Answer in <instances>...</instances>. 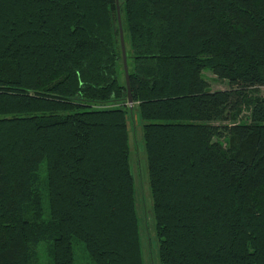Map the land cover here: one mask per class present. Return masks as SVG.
I'll return each mask as SVG.
<instances>
[{
	"label": "trees",
	"instance_id": "1",
	"mask_svg": "<svg viewBox=\"0 0 264 264\" xmlns=\"http://www.w3.org/2000/svg\"><path fill=\"white\" fill-rule=\"evenodd\" d=\"M117 5L130 109L115 0H0V264H143L132 118L159 264H264V0Z\"/></svg>",
	"mask_w": 264,
	"mask_h": 264
},
{
	"label": "rangeland",
	"instance_id": "2",
	"mask_svg": "<svg viewBox=\"0 0 264 264\" xmlns=\"http://www.w3.org/2000/svg\"><path fill=\"white\" fill-rule=\"evenodd\" d=\"M202 78L207 82L210 90H222L227 87L226 82L217 79L208 71H203ZM258 95L264 93V88L257 89ZM244 116V115H243ZM244 117H242V120ZM129 124V167L133 177L135 210L140 228V246L143 264H159L157 258V242L153 234V218L151 200L148 195L146 165L141 139V131L135 118L128 120ZM74 264H89L85 258L82 246L73 244ZM41 264H44L41 260ZM46 264V263H45Z\"/></svg>",
	"mask_w": 264,
	"mask_h": 264
},
{
	"label": "water",
	"instance_id": "3",
	"mask_svg": "<svg viewBox=\"0 0 264 264\" xmlns=\"http://www.w3.org/2000/svg\"><path fill=\"white\" fill-rule=\"evenodd\" d=\"M115 9H116V22H117L118 34H119L120 52H121V57H122V69H123L125 88H126V100H127L128 108L130 109L131 99H130L129 88H128V83H127V69H126L125 58H124V48H123L122 33H121V28H120V19H119L117 0H115Z\"/></svg>",
	"mask_w": 264,
	"mask_h": 264
}]
</instances>
